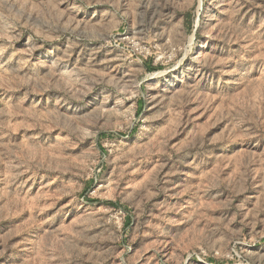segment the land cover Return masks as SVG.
<instances>
[{
  "label": "rangeland",
  "instance_id": "1",
  "mask_svg": "<svg viewBox=\"0 0 264 264\" xmlns=\"http://www.w3.org/2000/svg\"><path fill=\"white\" fill-rule=\"evenodd\" d=\"M0 264H264V0H0Z\"/></svg>",
  "mask_w": 264,
  "mask_h": 264
}]
</instances>
